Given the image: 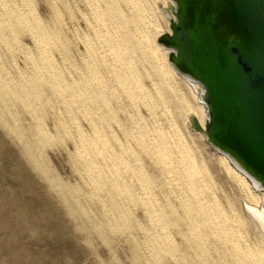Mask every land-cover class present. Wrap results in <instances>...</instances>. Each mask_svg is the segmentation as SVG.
Wrapping results in <instances>:
<instances>
[{
  "label": "bare ground",
  "instance_id": "obj_1",
  "mask_svg": "<svg viewBox=\"0 0 264 264\" xmlns=\"http://www.w3.org/2000/svg\"><path fill=\"white\" fill-rule=\"evenodd\" d=\"M48 2L52 16L45 19L35 0H0V126L86 242L95 250L98 239L119 264L112 237L140 227L150 251L143 256L131 245L126 258L133 264H264V180L215 140L205 83L176 61L177 49L165 40L177 0H72V51L59 0ZM25 30L34 45L20 41ZM18 49L25 69L14 63ZM46 88L68 116L56 113L53 130L45 120L52 98ZM67 134L82 184L63 178L47 155ZM212 169L228 177V188ZM103 191L109 204L97 195ZM135 205L148 223L132 217Z\"/></svg>",
  "mask_w": 264,
  "mask_h": 264
},
{
  "label": "water",
  "instance_id": "obj_2",
  "mask_svg": "<svg viewBox=\"0 0 264 264\" xmlns=\"http://www.w3.org/2000/svg\"><path fill=\"white\" fill-rule=\"evenodd\" d=\"M177 2L165 40L205 83L209 131L264 180V0Z\"/></svg>",
  "mask_w": 264,
  "mask_h": 264
},
{
  "label": "rangeland",
  "instance_id": "obj_3",
  "mask_svg": "<svg viewBox=\"0 0 264 264\" xmlns=\"http://www.w3.org/2000/svg\"><path fill=\"white\" fill-rule=\"evenodd\" d=\"M11 1L13 2V0ZM14 1L19 2L21 0ZM35 1L37 2L38 10L41 14L43 13L42 16L44 15L43 17L45 19L50 18L52 16V10L49 6V0ZM62 1L59 0L58 2L60 5V9L62 10L60 25L62 34L70 38V49L72 51L74 50L71 30V22L73 21V18L72 15L71 18L69 15L71 14L69 11V7L70 5H72V0ZM155 1L158 4H161L163 2V0L162 2L161 0ZM63 3L65 4V7ZM67 15L70 19L67 17ZM161 21L163 22V19ZM29 34L30 33L26 30L22 31L20 32L21 37L19 35V39L22 43L25 42L26 45L32 46L34 45V40L32 39L31 35L29 36ZM22 38L24 39L22 40ZM30 41L32 42V45H30ZM0 45V50H3V45ZM56 51L55 54L58 58L60 56L61 59H59V62H63V54L59 51L58 54ZM23 53L24 52L22 50L20 51V49L14 51V63L16 64L17 62L18 64L19 62L20 66H23V68L25 69L27 64L26 60H24L26 58ZM6 62H8V66H14V63L9 62V60H6ZM66 65L69 66L68 63ZM46 92L52 98H49V100H51V103L47 105V108L45 109L47 112V115L45 117H48L45 118V120L48 127L53 130L54 127L51 126H54V116L58 114L59 115L57 117L68 118V116L66 115L67 111L64 110V102L61 101L58 96L56 98V95H54L48 88H46ZM55 98L57 99V101ZM50 107L52 108L50 109ZM60 113H62V116L60 115ZM121 114L123 115V112H121ZM82 119L80 120L81 124L86 129H88L87 121L85 120V118L83 120ZM75 128L76 124H72L71 130L74 131ZM67 135L63 136V139L61 141L64 143V145L62 143L61 145L55 147H48L47 155L49 157V160L51 161V165L56 168L57 172L63 178H66L71 182L74 181L76 182V184H82L81 181L83 182V180H81V177L79 175H76L79 174V172L75 170L69 157L73 151L74 136L73 133V138L70 135H68L67 137ZM8 137L9 136L0 126V264H117L112 261L111 251H109V249L98 239L95 238V250L86 242L85 231H81L77 228L76 222L69 216L67 210L64 209L65 207L60 202L56 194L52 193L53 191L46 187L47 182L44 180V178L36 172V170L27 160H25L24 156L20 152L18 143ZM207 144L211 146L209 142H207ZM61 168H63V170ZM212 171L214 172L213 179L218 182L217 184L222 188H228V177L226 178L225 175L219 173V170L215 171L212 169ZM41 181L44 182L42 183ZM97 195H102L105 199V202L107 204L110 203V198H108L109 195L107 194V192L103 191L101 192V194L99 193ZM88 205H91L93 209L98 207L97 205L91 204V202H88ZM140 207L142 208V206L140 205H135L133 207L134 209L132 208V210H135V215H133L132 217L141 220L144 224L148 223L146 219L147 217H143L145 215V212L143 208L141 210ZM142 211L143 213H141ZM69 224L71 226H69ZM137 228L132 229L130 233H123L121 238L117 235L113 236L112 238L116 240L115 242L113 239L111 241L110 237V241L112 242V244H114V249H116V252L121 255L119 257L120 259L118 260L119 264H128V262H131V259L129 260L128 258H126V253L130 252L129 248L133 244L140 245V248L136 245L139 248L137 249V251L141 252L143 256L149 255V248H145L147 246V243H144V231H142L143 229L140 227ZM132 235L133 237H131ZM120 241H124V244H122ZM141 244L144 248L141 246ZM88 249L90 251H88ZM144 249L145 251L149 250L147 251L148 253L145 252ZM90 252L92 253V255ZM98 254L101 256V259H98ZM131 263L133 264V262Z\"/></svg>",
  "mask_w": 264,
  "mask_h": 264
}]
</instances>
